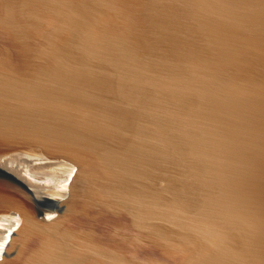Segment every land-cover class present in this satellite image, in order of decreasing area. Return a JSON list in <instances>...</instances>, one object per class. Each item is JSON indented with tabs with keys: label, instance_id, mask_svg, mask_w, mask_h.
<instances>
[{
	"label": "water",
	"instance_id": "95a60500",
	"mask_svg": "<svg viewBox=\"0 0 264 264\" xmlns=\"http://www.w3.org/2000/svg\"><path fill=\"white\" fill-rule=\"evenodd\" d=\"M96 66L121 127L46 104ZM2 142L74 170L47 216L0 184V264H264V0H0Z\"/></svg>",
	"mask_w": 264,
	"mask_h": 264
},
{
	"label": "bare ground",
	"instance_id": "6f19581e",
	"mask_svg": "<svg viewBox=\"0 0 264 264\" xmlns=\"http://www.w3.org/2000/svg\"><path fill=\"white\" fill-rule=\"evenodd\" d=\"M82 25H77V29ZM11 37L12 40L22 43L28 41L25 36L20 39H16L14 35ZM88 74H102L101 66L58 79L51 89L47 88V106L53 111H64L68 106L77 117L81 115L80 117H85L99 127H121L120 123L117 124L114 110L111 109L114 102L100 94L106 101L103 103H107L109 107L104 110L101 106L103 103L96 96H92L90 88L83 85L87 82ZM73 170L71 158H66L59 151L51 152L34 143H0V184L10 187L30 208L42 216L51 214L56 201L66 194ZM16 219V215L0 212V252L10 230L16 224Z\"/></svg>",
	"mask_w": 264,
	"mask_h": 264
}]
</instances>
